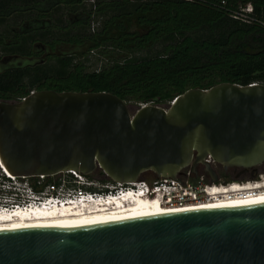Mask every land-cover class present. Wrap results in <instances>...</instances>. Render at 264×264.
Here are the masks:
<instances>
[{
	"label": "water",
	"instance_id": "obj_1",
	"mask_svg": "<svg viewBox=\"0 0 264 264\" xmlns=\"http://www.w3.org/2000/svg\"><path fill=\"white\" fill-rule=\"evenodd\" d=\"M264 166V84L190 89L135 114L107 92H33L0 101V157L15 176L97 171L116 184L203 166ZM0 264H264V203L0 231Z\"/></svg>",
	"mask_w": 264,
	"mask_h": 264
},
{
	"label": "trees",
	"instance_id": "obj_2",
	"mask_svg": "<svg viewBox=\"0 0 264 264\" xmlns=\"http://www.w3.org/2000/svg\"><path fill=\"white\" fill-rule=\"evenodd\" d=\"M0 56L33 60L0 73V101L107 92L170 106L190 89L264 84V0H0Z\"/></svg>",
	"mask_w": 264,
	"mask_h": 264
},
{
	"label": "built area",
	"instance_id": "obj_3",
	"mask_svg": "<svg viewBox=\"0 0 264 264\" xmlns=\"http://www.w3.org/2000/svg\"><path fill=\"white\" fill-rule=\"evenodd\" d=\"M89 1L93 3L95 0ZM185 1L191 2L194 0ZM206 162L215 171L220 168L211 156L207 157ZM199 167L197 168V174L191 170V167L183 169L176 179L156 178L150 182L139 180L121 186L114 183L113 185H106L103 191H93L89 189H95L96 183L89 180V176H83L77 172L63 173L70 175L71 181L65 179L51 184H47V179L61 174L50 177L10 175L0 157V213L9 212L14 214L17 211L32 208L63 207L65 205H75L76 203L89 204L94 201L104 202L112 198H123L128 194L142 195L147 199H160L167 207L197 206L217 199H226L227 195H229L227 198L237 197L245 195L247 191L256 194L257 189L255 187L264 180V174L259 173L255 179L248 178L231 182L219 179L217 182H213L205 173L204 167L201 166L203 170H199ZM115 184L119 187H115ZM228 190L237 191L226 193L225 191ZM220 191L224 193L215 194V192Z\"/></svg>",
	"mask_w": 264,
	"mask_h": 264
},
{
	"label": "bare ground",
	"instance_id": "obj_4",
	"mask_svg": "<svg viewBox=\"0 0 264 264\" xmlns=\"http://www.w3.org/2000/svg\"><path fill=\"white\" fill-rule=\"evenodd\" d=\"M6 170L10 175H13L7 168ZM121 185L119 184V186ZM255 189H257L256 194L247 191L242 196L227 198L229 196L227 195L226 199H217L216 201H210L197 206L167 207L160 199H147L142 195L135 196L128 194L123 198H112L104 202L94 201L89 204L76 203L75 205L71 204L63 207L32 208L25 211L20 210L14 214L2 212L0 213V231L32 227H59L209 208L244 207L264 203V180ZM232 191L237 190L225 192ZM221 193L224 192H215V194Z\"/></svg>",
	"mask_w": 264,
	"mask_h": 264
},
{
	"label": "rangeland",
	"instance_id": "obj_5",
	"mask_svg": "<svg viewBox=\"0 0 264 264\" xmlns=\"http://www.w3.org/2000/svg\"><path fill=\"white\" fill-rule=\"evenodd\" d=\"M73 49L70 48H63L61 50H59V52H57L58 54L60 53H69L72 52ZM31 61L33 60H25V59H18V58H13V57H4V56H0V71L5 70V69H9L12 67H18V66H23L24 64H29ZM36 61H38L39 63H44L46 62V57L42 56L40 58H38ZM89 67L90 71H93L95 69H98L99 67H101L102 62L101 61H97V60H93L92 57V62H90L89 64H87ZM129 110L132 114H135L137 112V110L140 108V106L145 105V104H134V103H127ZM160 107L168 109L170 106L168 105H161ZM263 171L264 174V166L260 168ZM157 177L155 174L153 173H146L142 176L141 180H146V181H153L155 180ZM70 180V175L68 174H61L55 177H50L47 179V184H51L52 182L55 181H62V180ZM89 180L94 181L96 183V187L95 189L90 188L89 190H95V191H103L105 190V186L106 185H113L107 177H105L104 175L100 174V171H97L96 173H94L93 175L89 176ZM106 181V182H103ZM115 187H119L118 185H114Z\"/></svg>",
	"mask_w": 264,
	"mask_h": 264
},
{
	"label": "flooded vegetation",
	"instance_id": "obj_6",
	"mask_svg": "<svg viewBox=\"0 0 264 264\" xmlns=\"http://www.w3.org/2000/svg\"><path fill=\"white\" fill-rule=\"evenodd\" d=\"M37 24V22H26L24 24H21L18 27H14L12 28V30L15 33H22V32H28L31 31L33 29H35V25ZM6 70V69H5ZM5 70L0 71L3 72ZM199 170H203V167H199ZM217 175H218V180L219 179H223L226 182H231L234 180H244V179H248L251 178V173H242L241 170L239 169H229L228 171H224L221 167L218 169V171H216ZM209 179L212 181L211 177L208 176Z\"/></svg>",
	"mask_w": 264,
	"mask_h": 264
}]
</instances>
